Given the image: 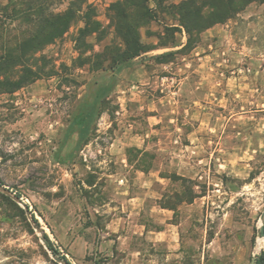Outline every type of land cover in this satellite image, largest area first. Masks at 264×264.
<instances>
[{
    "label": "rangeland",
    "instance_id": "obj_1",
    "mask_svg": "<svg viewBox=\"0 0 264 264\" xmlns=\"http://www.w3.org/2000/svg\"><path fill=\"white\" fill-rule=\"evenodd\" d=\"M9 1L0 0V5ZM44 1L55 13L73 9L76 21L61 39L37 55L52 63L56 76L40 79L14 94L0 95V264H252L264 251V237L260 236L264 223V93L260 94L264 92V5L251 7L250 19L242 18V13L228 22L232 37L225 38L228 51L221 57L230 61L217 71L202 68L208 80L204 98L207 123L217 115L222 125L223 164L207 165L206 183L198 188L207 195L199 216L184 219L179 243L163 245L120 219L123 213L117 209L115 179L96 181L85 156L78 153L81 138L107 144L114 128L148 123L149 112L139 110L136 98L92 103L99 75L115 70L107 62L105 70L93 71L95 55L125 48L111 20L118 0ZM150 5L154 7L153 0ZM88 11L99 22L100 34L90 36L84 46L77 40ZM158 16V21L137 30L144 44L157 49L133 60L146 63L151 70L158 69L156 57L163 51L169 53L167 48L172 46L174 36L165 26L177 23L163 11ZM6 27L0 45L6 38H20L27 28L18 22H7ZM212 39L203 33L195 36L194 51L173 52L176 55L167 60L177 64L193 55L198 62L199 52L211 50ZM187 40L185 33H176L178 45ZM166 44L167 48L162 47ZM200 44L204 47L198 48ZM176 66L162 73L177 72ZM216 77L218 84L220 79L224 83L223 98L218 96L217 103ZM136 86L134 83L127 91L136 93ZM147 91L157 94L160 89L149 84ZM103 111L114 118L113 124L111 117L102 118ZM169 112L164 111L165 122L171 124L173 114ZM197 116L193 114L190 121H197ZM108 125L109 131L103 133ZM99 128L102 132H96ZM213 142L209 137V159L215 153ZM96 155L100 154H88L94 161ZM106 159L108 163L102 167L110 171ZM95 183L96 187L89 186ZM195 184L186 180L178 185L189 198ZM171 198L175 202L181 195ZM113 214L115 222L111 221Z\"/></svg>",
    "mask_w": 264,
    "mask_h": 264
},
{
    "label": "crops",
    "instance_id": "obj_2",
    "mask_svg": "<svg viewBox=\"0 0 264 264\" xmlns=\"http://www.w3.org/2000/svg\"><path fill=\"white\" fill-rule=\"evenodd\" d=\"M181 1L183 0H171L175 4ZM251 7L258 8L256 4H252L247 8V12L242 14V18L250 19L253 16V13L249 12ZM229 27L228 23L220 24L203 32L205 36H212L213 39L208 44L211 50L204 51L205 53L199 52L198 62L191 58L193 55H188L185 56L184 61L177 64L173 61L156 63L158 69L151 70L146 63H136L132 60L111 72L99 75V80L104 81H99L94 88L92 103L95 105L96 103L99 105V102L101 105L104 100L115 102L119 99L120 102H126L136 98L139 101V110L149 112L146 117L147 125L114 128L113 133L111 132L113 134L111 141L107 144H100L96 139L88 137L81 138L83 141L78 146V153L85 156L84 161L88 163L86 167L96 181L104 177H106L105 182L110 179L113 182L115 179L116 197L119 203L117 209L123 213L120 219L129 224L133 223L139 230H143L145 238L156 244L172 245L176 241L180 242L179 231L184 219L199 216L197 212L207 198L205 192L200 189L198 191L200 185L206 183L207 165L214 163L217 166L218 162L220 165L223 164L220 154L223 151L222 125L219 126L217 115L213 122L207 123L208 106L204 98L207 96L208 80L203 72L208 67L211 70H220L225 62L230 61L221 57L228 51L224 49L225 45L227 46L224 42L225 38L232 37ZM185 45L186 42L179 45L175 43L170 49L167 46L164 48H167L169 53H177ZM200 47L204 46L200 44L198 48ZM163 52L160 55L168 54ZM173 65H177L179 69L177 72L162 73ZM194 72H198L197 75ZM215 79L214 101L217 103L218 96L223 98L221 95L224 83L223 79H220L218 84V77ZM134 83L137 85V92L129 93L127 87ZM149 84H156L160 92L148 94ZM120 105L124 107V103ZM93 109L96 111L95 108ZM167 110L173 114L171 124L165 122L167 112L164 111ZM193 114L198 115L195 122L190 121L193 119ZM102 116L104 120L107 116L111 117L113 124L114 118L106 111L102 112ZM180 117L184 120L182 123ZM100 128L96 132H102ZM106 128L103 133L108 132L110 126ZM209 137L211 142L215 143V153L210 159ZM87 149L90 150L88 154L91 151L93 154H100L96 155V161L88 156ZM107 157L111 164L110 171L102 167L105 162L108 163ZM91 163L94 165L91 166ZM185 180L196 182L192 188V199L184 197L180 191L182 187L178 184ZM92 186L96 187V183L91 185V188ZM173 187L176 191L172 190ZM173 195H181V199L173 202L171 200ZM115 216L113 214L111 221L115 222L113 218ZM175 219H179V223H174Z\"/></svg>",
    "mask_w": 264,
    "mask_h": 264
},
{
    "label": "trees",
    "instance_id": "obj_3",
    "mask_svg": "<svg viewBox=\"0 0 264 264\" xmlns=\"http://www.w3.org/2000/svg\"><path fill=\"white\" fill-rule=\"evenodd\" d=\"M153 1L154 7H151L150 0H118L113 4L114 16L111 20L125 48L107 51L103 55L96 54L97 62L93 63V71L105 70L107 62H110L111 69H116L119 65L157 49L144 44L137 30L158 21L159 11L168 13L177 22L165 26V30L174 36L171 44H175L176 33L187 35V43L179 53L187 48H195V36L216 25L237 19L252 4L264 5V0H183L178 4L171 0ZM75 21L76 11L69 9L55 13L50 9L49 2L44 0H10L7 5H0V39L7 28V22L27 26L20 38L14 41L6 38L0 45V95L14 94L40 79L56 76L52 63L45 56L37 55L61 39ZM84 22L85 27L80 30L77 41L86 46L87 39L95 33L100 34V30L99 22L93 20L89 11L84 16ZM175 54H163L156 58L160 63H166L171 61L167 58ZM0 185H3L1 180ZM190 193L189 199H192L193 192ZM254 264H264V251L255 257Z\"/></svg>",
    "mask_w": 264,
    "mask_h": 264
},
{
    "label": "water",
    "instance_id": "obj_4",
    "mask_svg": "<svg viewBox=\"0 0 264 264\" xmlns=\"http://www.w3.org/2000/svg\"><path fill=\"white\" fill-rule=\"evenodd\" d=\"M260 236L264 237V223H263V225L261 227ZM252 264H254V260H253V263Z\"/></svg>",
    "mask_w": 264,
    "mask_h": 264
}]
</instances>
